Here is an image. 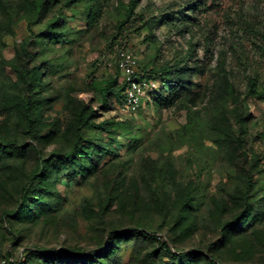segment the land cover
Listing matches in <instances>:
<instances>
[{
    "label": "rangeland",
    "instance_id": "374dc122",
    "mask_svg": "<svg viewBox=\"0 0 264 264\" xmlns=\"http://www.w3.org/2000/svg\"><path fill=\"white\" fill-rule=\"evenodd\" d=\"M98 5L91 24V0H0V261L264 264V0ZM124 53L176 98L128 116L105 93ZM131 230L157 239L107 248Z\"/></svg>",
    "mask_w": 264,
    "mask_h": 264
},
{
    "label": "trees",
    "instance_id": "16d2710c",
    "mask_svg": "<svg viewBox=\"0 0 264 264\" xmlns=\"http://www.w3.org/2000/svg\"><path fill=\"white\" fill-rule=\"evenodd\" d=\"M92 2V7L89 10L87 19L88 22L91 24H95L98 19L101 17V7L99 4V0H91ZM136 1L134 2L133 6H135ZM198 5H195L194 9H198L197 8ZM259 39L262 42V50L264 52V34L259 36ZM171 70L167 69V68H161L159 71H153V70H149V71H144L139 70V76L141 78H145V79H149L152 80L154 82L157 83V89L153 90L152 92L149 93L150 97L145 101L146 105L145 107L151 109V108H155V107H161V105H163L164 103H168L172 100H174V98H176L175 94H173V87H171L170 81L167 78V75L169 74ZM122 78V77H121ZM117 79L111 77V79L109 80V82L107 83L106 87H105V93L109 94L110 91L112 89H115L116 92L119 93V95L121 96L122 101H124L125 99V85L122 83V79ZM121 80V82H120ZM262 88L264 90V83L262 85ZM145 110L144 108H142L140 110V112H146L143 111ZM25 115H26V120L28 123L29 128L33 127V114L31 112V109L29 107V105L26 106L25 108ZM136 114L133 115H128L130 117H134ZM79 127L77 128V140L79 141L81 139L82 136V132L83 129H85L88 125V123H83L82 120H79ZM47 168L43 165H39L38 167V171H35L34 176L38 177L39 175H46L47 173ZM24 198H21V202L23 203ZM235 225V223H233L231 226ZM138 234H141L143 236H146L148 238H152V239H157L155 237V235L149 234L145 231H137V230H131V231H114L111 232L109 234L108 237V247H110V245L113 243V241L115 239H126L129 237H134ZM162 247L168 251L169 248L168 246L163 243ZM108 249L103 250V252H89L86 253L85 255H80L81 258V262H92L93 264H99V257L103 256L106 254ZM31 252L28 251V253L26 255H21L19 261L16 262V264H26V260L28 258V255ZM41 253V252H39ZM41 254H51L50 256H52L53 260H55L57 262V264H66V261L64 262L65 259H69L71 262L75 259H78L79 257L77 255H75L74 253H64L63 251L59 250V251H54L52 253L49 252H42ZM176 257L178 256L179 258H183L184 260H189L190 258H192L195 253L194 252H186V253H180V254H175ZM11 257V256H10ZM211 264H219L217 262H215L214 259L211 260Z\"/></svg>",
    "mask_w": 264,
    "mask_h": 264
},
{
    "label": "built area",
    "instance_id": "2783aa9c",
    "mask_svg": "<svg viewBox=\"0 0 264 264\" xmlns=\"http://www.w3.org/2000/svg\"><path fill=\"white\" fill-rule=\"evenodd\" d=\"M117 68L125 85V108L129 115L137 114L145 107V101L150 97L149 93L157 88V83L139 76L138 59L131 53L122 55ZM0 264H16V261L7 257L0 261Z\"/></svg>",
    "mask_w": 264,
    "mask_h": 264
}]
</instances>
